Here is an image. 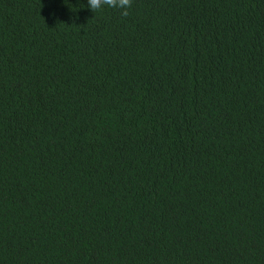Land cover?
Listing matches in <instances>:
<instances>
[{
  "label": "trees",
  "instance_id": "trees-1",
  "mask_svg": "<svg viewBox=\"0 0 264 264\" xmlns=\"http://www.w3.org/2000/svg\"><path fill=\"white\" fill-rule=\"evenodd\" d=\"M0 0V264H264V0Z\"/></svg>",
  "mask_w": 264,
  "mask_h": 264
},
{
  "label": "clouds",
  "instance_id": "clouds-1",
  "mask_svg": "<svg viewBox=\"0 0 264 264\" xmlns=\"http://www.w3.org/2000/svg\"><path fill=\"white\" fill-rule=\"evenodd\" d=\"M119 9L123 17L129 15V9L132 7V0H88V7L92 12L101 9L103 6Z\"/></svg>",
  "mask_w": 264,
  "mask_h": 264
}]
</instances>
